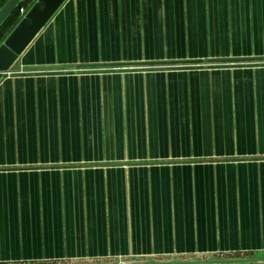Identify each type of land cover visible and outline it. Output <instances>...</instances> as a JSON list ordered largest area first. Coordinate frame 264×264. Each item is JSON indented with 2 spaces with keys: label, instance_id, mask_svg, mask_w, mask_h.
<instances>
[{
  "label": "crops",
  "instance_id": "0c3cea01",
  "mask_svg": "<svg viewBox=\"0 0 264 264\" xmlns=\"http://www.w3.org/2000/svg\"><path fill=\"white\" fill-rule=\"evenodd\" d=\"M14 66L0 264H264V0H65Z\"/></svg>",
  "mask_w": 264,
  "mask_h": 264
},
{
  "label": "water",
  "instance_id": "95a60500",
  "mask_svg": "<svg viewBox=\"0 0 264 264\" xmlns=\"http://www.w3.org/2000/svg\"><path fill=\"white\" fill-rule=\"evenodd\" d=\"M25 0H7L0 9V29L6 24L9 18L24 3ZM65 0H36L28 11L21 17L11 32L0 43V81L14 71H19L15 63L19 56L25 51L29 44L39 34L56 13ZM181 62H156L150 65H167L175 67ZM114 67L128 69V66H146L148 64H115ZM164 67V66H160Z\"/></svg>",
  "mask_w": 264,
  "mask_h": 264
},
{
  "label": "trees",
  "instance_id": "16d2710c",
  "mask_svg": "<svg viewBox=\"0 0 264 264\" xmlns=\"http://www.w3.org/2000/svg\"><path fill=\"white\" fill-rule=\"evenodd\" d=\"M28 0H25L24 1V3L22 4V5H24L26 2H27ZM21 5V6H22ZM20 6V7H21ZM19 7V8H20ZM19 8L16 10V12L9 18V20L6 22V24L0 29V42H1V40L4 38V36H3V33H2V31H3V29L4 28H6L7 26H9V25H12V24H14L17 20H18V17H19Z\"/></svg>",
  "mask_w": 264,
  "mask_h": 264
},
{
  "label": "rangeland",
  "instance_id": "374dc122",
  "mask_svg": "<svg viewBox=\"0 0 264 264\" xmlns=\"http://www.w3.org/2000/svg\"><path fill=\"white\" fill-rule=\"evenodd\" d=\"M29 1L31 2L32 0H29ZM30 2H29V3H25V5H26L28 8H30L31 5H32ZM34 2H35V1H34ZM30 4H31V5H30ZM11 27H12V25H9V26H7L6 28L3 29V31H2L3 36L7 35V32L10 31ZM3 40H4V38L1 40V42H2ZM1 42H0V43H1Z\"/></svg>",
  "mask_w": 264,
  "mask_h": 264
},
{
  "label": "built area",
  "instance_id": "2783aa9c",
  "mask_svg": "<svg viewBox=\"0 0 264 264\" xmlns=\"http://www.w3.org/2000/svg\"><path fill=\"white\" fill-rule=\"evenodd\" d=\"M27 11L28 8H26L24 5L19 8V13L21 14V16H23Z\"/></svg>",
  "mask_w": 264,
  "mask_h": 264
}]
</instances>
